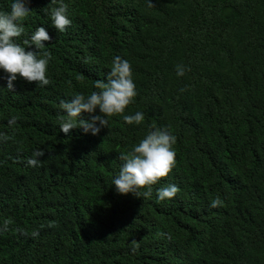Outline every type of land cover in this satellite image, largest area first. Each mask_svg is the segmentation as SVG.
Wrapping results in <instances>:
<instances>
[{
    "label": "trees",
    "instance_id": "trees-1",
    "mask_svg": "<svg viewBox=\"0 0 264 264\" xmlns=\"http://www.w3.org/2000/svg\"><path fill=\"white\" fill-rule=\"evenodd\" d=\"M66 2L65 32L50 0H28L23 21L20 43L41 25L52 37L49 84L0 88V264H264V0ZM115 55L131 62L138 93L125 113L144 122L60 131L59 101L98 90ZM181 63L190 70L178 77ZM151 125L176 136L175 166L150 198L116 192L119 154ZM172 183L176 196L157 200Z\"/></svg>",
    "mask_w": 264,
    "mask_h": 264
},
{
    "label": "clouds",
    "instance_id": "clouds-1",
    "mask_svg": "<svg viewBox=\"0 0 264 264\" xmlns=\"http://www.w3.org/2000/svg\"><path fill=\"white\" fill-rule=\"evenodd\" d=\"M53 5L46 10L51 25L58 32L67 31L72 24L69 16V5L66 0H50ZM28 0H11L8 9L0 8V77L6 81L9 91H14V82L23 78L28 82L35 81L40 86L49 84L47 75L48 66L52 59L51 52L47 50L45 41L52 39L44 26H37L26 36L23 43L20 38L25 35L24 19L32 11ZM34 46V47H33ZM190 70L184 64L176 65V75L183 76ZM94 89L90 94L83 92L73 93L69 99L59 101L62 110L59 130L69 134L70 130L81 127L84 132L98 134L101 128L109 127V117L122 115L123 121L128 124L140 125L145 120L143 111L126 114L127 106L134 102L137 96L136 84L133 79L131 62L120 55L111 60L107 79L96 80ZM183 91V89H181ZM97 109L99 112L97 113ZM91 115V119L81 118L82 113ZM9 126L17 123V117L8 120ZM8 136L0 132V140H7ZM176 136L170 127H156L151 125L146 135L127 151L119 154L122 161L118 174L113 179L115 190L121 194L133 193L137 197L150 198L153 195L152 185L159 182L161 177L167 176L176 164V151L173 147ZM45 155L42 149H37L27 159V164L37 167ZM146 187V190H142ZM156 199L164 201L176 196L180 191L177 184H168L155 190ZM219 196L211 201L212 207L222 205ZM9 221L0 225V231L7 229ZM31 236H39V229L33 230Z\"/></svg>",
    "mask_w": 264,
    "mask_h": 264
}]
</instances>
